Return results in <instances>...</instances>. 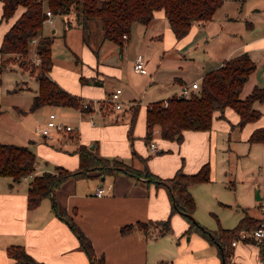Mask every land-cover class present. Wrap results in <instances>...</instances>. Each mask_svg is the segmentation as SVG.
I'll return each mask as SVG.
<instances>
[{"label":"crops","instance_id":"1","mask_svg":"<svg viewBox=\"0 0 264 264\" xmlns=\"http://www.w3.org/2000/svg\"><path fill=\"white\" fill-rule=\"evenodd\" d=\"M234 1L223 0L210 20L194 22L181 38L175 37L163 10H157L149 23H134L122 43L103 38L101 21L94 20L98 18L90 20L89 34L84 39L73 13L53 15V19H60L64 24V44L62 51L53 50L51 45L49 78L70 94L96 102L108 97L115 88H121L120 109L123 111L115 116L113 123L104 122L108 113L92 111L100 116L102 123L94 126L89 141L97 138L98 133H105L109 138L101 148L93 143L98 154L125 163L134 150L142 159L146 151L140 139L145 140L147 106L178 94L182 85L196 81L200 88L205 73L241 53H247L255 63L241 97L255 86H264V0ZM22 10V7L17 9L13 21ZM45 23L43 35H52L56 29L49 28L45 32ZM73 29H80V32L76 30L79 42L68 45ZM138 55L143 58L146 73L133 69ZM253 107L261 112L255 121L239 126V114L226 107L222 115L219 111L213 113L209 129L184 130L181 142L162 139L159 126H155L152 137L157 139V149L150 150L152 157L149 156L146 164L157 176L167 177L178 168L187 173L196 172L211 158L236 152L232 143L240 139L241 143L249 145L248 153L251 152L252 143H261L249 142L248 137L254 129L264 127V102L255 101ZM134 114L133 139L129 143L128 127ZM118 118L123 121L122 126L114 123ZM90 123L94 124V121ZM233 133L235 139L231 138ZM47 149L53 154L49 157L51 164L36 160L27 179L12 181L8 176H0V264L14 261L7 254V247L14 244L22 245L28 254L43 264H90L77 236L57 212H63L90 239L96 259L103 258L102 264H222L218 245L214 246L197 231L186 232L189 223L179 212H170L171 199L166 188L147 181L142 174L135 177L118 169L98 177L67 180L51 196L44 197L36 207L29 209L27 191L33 176L44 171L56 172L57 165L69 170L79 167L75 150L73 154H65ZM262 156L264 160L263 151ZM157 160L166 161V164L156 166ZM258 180L259 168L257 176L249 180L253 191ZM200 184L190 186L192 196L193 189ZM99 187L105 189L101 196L95 194ZM54 199L57 212L53 208ZM255 200L257 208L258 199L255 197ZM245 213L256 219L260 217L242 207L240 218ZM167 218L172 233H169L171 230L157 233L160 225L154 222ZM146 221L153 222L146 233L134 225ZM126 224L134 227L121 233L120 228ZM261 248L254 241L242 240L231 245L232 259L235 264H264Z\"/></svg>","mask_w":264,"mask_h":264},{"label":"trees","instance_id":"2","mask_svg":"<svg viewBox=\"0 0 264 264\" xmlns=\"http://www.w3.org/2000/svg\"><path fill=\"white\" fill-rule=\"evenodd\" d=\"M222 2L223 0H1L2 19L7 20L14 16L19 7L23 10L2 36L0 72L2 63L12 59L18 60L22 68L35 75L38 89L32 98V110L48 104L74 107L89 112L92 108L90 106L83 108L80 97L62 89L48 76L52 66V39L51 35L42 33L43 24L46 21V9H50L53 15L58 16L73 13L76 23L82 29L84 39L89 34L90 20L98 18L102 24L103 38L122 43V35H128L134 23H149L157 10H163L175 37L181 38L187 34L194 22L210 20ZM33 40H36L34 47L40 58L39 66H34L29 62V50ZM254 68L255 63L248 54L241 53L225 60L218 68L205 73L201 79L199 91L191 96L182 97L173 94L167 98V105H163V100L150 103L145 113V140L149 141L153 128L159 126L162 139L181 142L184 130L209 129L213 113L219 111L222 115L226 107H231L239 114V126L257 120L261 112L253 107V103L255 101L264 102V86H255L245 97L240 95ZM134 117L135 114L132 115L128 127L129 138L132 137ZM263 140L264 127L254 129L248 137L249 142H262ZM75 152L79 157L77 169L69 170L57 165L56 172L44 171L32 177L27 191L29 209L36 207L44 197L51 196L52 192L60 188L67 180L98 177L118 169H123L125 173L135 177L141 176V170L124 169L123 166L115 164V162H120L126 165L121 160L98 154L96 146L91 149L90 146L81 144ZM142 160L145 166L142 170L143 176L156 186L162 185L166 188L171 199L170 212H179L189 223L186 232L193 229L218 245L222 264H228L227 258L232 253L229 248L231 239L237 235L239 230L255 228L258 219L245 213L233 229L219 228L216 231L206 229L193 217L196 204L190 186L211 180L210 165L204 163L193 173H187L178 168L171 177H160L148 170L147 157H142ZM35 161L34 152L27 145L0 142V176H8L12 181H19L24 175L33 172ZM53 208L57 212L55 199ZM57 213L68 222L80 245L86 251L90 264H102L103 258L96 259L90 239L72 220L65 217L63 212ZM151 224L153 222L146 221L136 222L134 225L146 233ZM154 224L160 225L159 234L170 230L169 218L156 221ZM134 225L126 224L120 228V232L127 233ZM261 250L264 262L263 248ZM7 254L14 260L11 264H43L28 254L22 245L8 246Z\"/></svg>","mask_w":264,"mask_h":264},{"label":"rangeland","instance_id":"3","mask_svg":"<svg viewBox=\"0 0 264 264\" xmlns=\"http://www.w3.org/2000/svg\"><path fill=\"white\" fill-rule=\"evenodd\" d=\"M226 1L230 2L231 0ZM233 2L235 1L233 0ZM13 19L14 16L7 20L1 18L0 0V45L2 36L11 25ZM94 20L97 23L100 22L99 19ZM49 28L56 29V31L51 35L52 49L55 51H62V45L64 44V24L62 20L54 18L52 23L46 21L44 31L47 32ZM73 30L75 31H73L71 40L67 43L68 45L70 43L76 44L79 42V33L76 30H79L80 32V29ZM34 46L35 45H32L29 50V62L34 66H39L34 64L31 60L36 51ZM57 54L60 55V52H57ZM136 58L143 60L141 55H138ZM1 66L0 142L27 145L35 153L36 160H39L42 164H44L43 162L45 161L48 162V164H51V158L49 157L53 154H50L47 148L55 151H62L65 154H73L75 147L81 145V143L87 147L96 143L99 144L100 148L107 144L109 138L105 133H98V135L95 136L97 138L89 141L90 136L94 134V126H98L102 123L100 116L92 112L95 109L94 107H98L99 104L95 105V103L90 102L92 111L89 112L80 111L74 107L54 106L48 104L32 110V98L38 89V82L35 75L31 74L29 70L22 68L18 63V60H5ZM36 71H38V69H36ZM194 91L195 93L198 92L199 87ZM119 98L122 100L121 95ZM122 109H113V107L110 106L106 109L98 111L103 114L108 113L104 116V122L113 123L111 121L115 120V116L118 115V113L121 114L123 111ZM52 112L56 113L58 118L64 124H70L72 127H76L77 129L72 132L54 133L52 138L44 137L38 133V128L46 123L49 114ZM91 119L94 121V124L90 123V121H92ZM122 122L123 121L118 118V121L114 123L122 126ZM120 136L121 135L118 133V140H120ZM236 137H238V133L236 134ZM231 138L235 139L234 133ZM131 139H133V137L129 138V143L131 142ZM242 139H246L247 141V138ZM140 140L144 143L146 142L144 139ZM150 140L157 143V139L155 140L154 137H151ZM149 141L148 143H145L146 146L142 142L143 150L146 151V154H142V156L147 157V159L149 156L150 158L152 157L148 146ZM250 147L251 152L248 153L249 145L247 143H241V139L239 142L234 141L232 143V149L234 148V151L236 152H233L228 156L227 154L217 155L207 162L211 169V180L203 182L193 189V197L196 204L193 217L206 229L215 231L219 228H235L240 220L242 207L247 208L252 215L256 217L260 216L256 208L255 200V190L257 189V185L253 191V189L249 187V180L257 176L259 168L258 164L261 165L263 162V143H252ZM170 153L171 152H168V154ZM173 154H175V152ZM232 154H238V156H234ZM124 161L125 163L127 162V165H123L120 162H115V164L123 166L124 169H132L133 167H136L141 170V174L143 175L142 170L145 167L143 165L144 161L134 150ZM164 164H166V161H158L156 166ZM147 168L151 173L157 175L149 168V164L147 165ZM172 175L167 177H171ZM82 180L86 181L87 179ZM105 183H107V181ZM170 230L169 233H172V229ZM193 231L194 230L192 229L188 233ZM239 242L241 241H238V243ZM212 244L215 246L214 243ZM229 248L231 249V244L229 245Z\"/></svg>","mask_w":264,"mask_h":264},{"label":"built area","instance_id":"4","mask_svg":"<svg viewBox=\"0 0 264 264\" xmlns=\"http://www.w3.org/2000/svg\"><path fill=\"white\" fill-rule=\"evenodd\" d=\"M263 14H264V8L262 10ZM45 15H46V21L52 23L53 22V14L51 12L50 9H46L45 10ZM127 35L123 34L122 38H126ZM36 42V40H33L32 43ZM32 62L36 65L39 64L40 62V58L38 53L35 51L33 58L31 59ZM133 69L136 72L139 73H146L147 70L144 66L143 61L140 58H136L133 62ZM199 84L194 81L192 82L190 85H182L181 89L179 90L178 94L179 96L182 97H189L192 94L195 93V89H198ZM120 93H121V88H115L112 92H110L108 94V97H106L103 100H99V101H89V100H85L82 99L80 101L81 105L83 108H87L88 106L91 107L90 102L95 103V105L99 104L98 107H94L97 110H102V109H106L110 106L113 107V109H120L122 106V100H120ZM168 100L167 98L163 100V105H167ZM92 108V107H91ZM94 109V110H95ZM92 111V110H91ZM77 128L76 127H72L70 124H64L57 116L56 113L52 112L49 114L48 116V120L46 121V123L38 128V133H40L41 135H43L44 137L47 138H52L54 133H62V132H72L75 131ZM263 143V153H264V140L262 141ZM149 148L152 152L156 151L157 146L156 143L152 140L149 141ZM31 174V173H30ZM30 174L24 175L22 177V179H27L28 176H30ZM105 189L103 187H99L96 189L95 194L98 196H101L104 193ZM257 191L259 194L258 197V211L260 214V217L258 218V224L255 228L251 229V230H239L237 232V235L232 239L231 241V245H235L238 241H242V240H251L256 242L257 244L261 245L264 242V160L262 162V164L259 167V181L257 182ZM228 264H235L233 259H232V255L230 254L228 256Z\"/></svg>","mask_w":264,"mask_h":264},{"label":"water","instance_id":"5","mask_svg":"<svg viewBox=\"0 0 264 264\" xmlns=\"http://www.w3.org/2000/svg\"><path fill=\"white\" fill-rule=\"evenodd\" d=\"M90 148L93 149L94 148V144L90 145ZM255 197L258 199V197H259L258 191H256ZM262 248H263V252H264V242L262 244Z\"/></svg>","mask_w":264,"mask_h":264}]
</instances>
